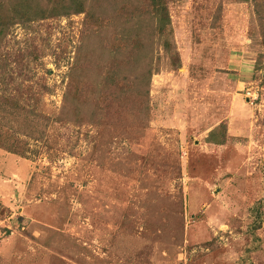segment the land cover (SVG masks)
I'll return each mask as SVG.
<instances>
[{
    "label": "rangeland",
    "instance_id": "obj_1",
    "mask_svg": "<svg viewBox=\"0 0 264 264\" xmlns=\"http://www.w3.org/2000/svg\"><path fill=\"white\" fill-rule=\"evenodd\" d=\"M168 7L181 66L157 48L160 69L141 120L124 102L125 112L105 122L56 120L83 13L11 27L0 95L50 120H40L45 134L34 140L17 133L13 115L0 118V264H264V46L255 2ZM221 122L226 143L207 142Z\"/></svg>",
    "mask_w": 264,
    "mask_h": 264
},
{
    "label": "trees",
    "instance_id": "obj_2",
    "mask_svg": "<svg viewBox=\"0 0 264 264\" xmlns=\"http://www.w3.org/2000/svg\"><path fill=\"white\" fill-rule=\"evenodd\" d=\"M252 1L262 27L264 46V0ZM168 2L0 0V71L9 75L6 67L1 66L4 61L1 48L13 25H28L36 20L83 13V43L78 46V55L67 74L66 90L56 120L84 123L104 119L105 122L111 111L125 112L123 102L128 108V117L133 120L141 115L147 117L151 109V78L160 69L157 48L163 49L173 68L181 66L180 55L173 42ZM21 70L22 74L25 73L24 68ZM37 113L15 97L0 95V118L8 119L13 115L17 133L41 140L46 123L41 124L40 120L50 118ZM205 139L219 145L226 143V123L213 127Z\"/></svg>",
    "mask_w": 264,
    "mask_h": 264
},
{
    "label": "built area",
    "instance_id": "obj_3",
    "mask_svg": "<svg viewBox=\"0 0 264 264\" xmlns=\"http://www.w3.org/2000/svg\"><path fill=\"white\" fill-rule=\"evenodd\" d=\"M248 95V94H247ZM257 94H256V92H253V93H251V100H250V103H254L255 102V99L257 98V96H256ZM248 97V96H247Z\"/></svg>",
    "mask_w": 264,
    "mask_h": 264
}]
</instances>
